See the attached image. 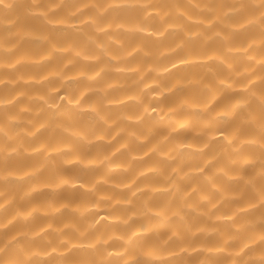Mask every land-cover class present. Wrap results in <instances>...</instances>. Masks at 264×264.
Here are the masks:
<instances>
[{"label":"clouds","instance_id":"obj_1","mask_svg":"<svg viewBox=\"0 0 264 264\" xmlns=\"http://www.w3.org/2000/svg\"><path fill=\"white\" fill-rule=\"evenodd\" d=\"M0 264H264V0H0Z\"/></svg>","mask_w":264,"mask_h":264}]
</instances>
